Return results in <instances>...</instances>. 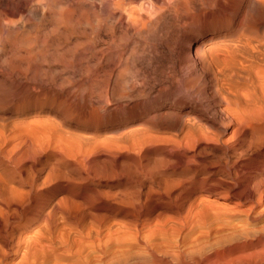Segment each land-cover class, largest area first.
<instances>
[{
	"label": "bare ground",
	"instance_id": "6f19581e",
	"mask_svg": "<svg viewBox=\"0 0 264 264\" xmlns=\"http://www.w3.org/2000/svg\"><path fill=\"white\" fill-rule=\"evenodd\" d=\"M161 1L0 0V89L32 102L0 119V155L65 170L54 204L0 191V264H264V0L200 37L204 4L166 0L167 21ZM196 80L205 105L182 109ZM200 194L249 207L209 214Z\"/></svg>",
	"mask_w": 264,
	"mask_h": 264
},
{
	"label": "rangeland",
	"instance_id": "374dc122",
	"mask_svg": "<svg viewBox=\"0 0 264 264\" xmlns=\"http://www.w3.org/2000/svg\"><path fill=\"white\" fill-rule=\"evenodd\" d=\"M208 1V2H207ZM166 2V3H165ZM161 1L159 4V8L161 10V13H166L168 15L167 21H169L171 18L169 17L170 14L168 13V2L165 0ZM173 2V0H172ZM193 7H194V13L197 14L199 8H201L202 4H204V8L207 11L208 17L204 21V23H195L193 25H190L187 27L188 35L192 36L196 34L197 37L198 33H207L211 34L212 32H218L221 34H227L228 32H231L233 30L232 25L234 22L238 19L236 18V14L240 12V7L245 4V0H192ZM207 3V4H206ZM254 17H257L256 14H253ZM177 25V24H176ZM179 25V24H178ZM180 27V25H179ZM182 27L178 28V30H182ZM210 29V30H209ZM204 31V32H203ZM181 34V33H180ZM179 34V35H180ZM33 38H36V35H32ZM200 37V35H198ZM188 42V41H187ZM176 46V45H175ZM176 56V51L174 53ZM42 70V67L40 68ZM38 69V71H40ZM34 70V69H33ZM56 72L60 73V69H56ZM70 71V70H68ZM176 76H177V83L182 84L183 79L190 77L188 75V72L183 67H177L176 68ZM195 87L193 89H190L193 93V96L191 98L187 97V88H181L178 89L177 96H182V109L187 108L190 105L193 104H203L205 105V101H203L198 95H197V89L202 87V82L197 81L194 82ZM38 85L36 84H28V89H30V94L34 91H36V88ZM9 91V90H8ZM5 90L0 89V119H5L8 121H12L16 119L20 111H23L26 107L30 106V103H28V100H25L26 96L24 92H22L20 89H12L11 92H8ZM199 98V99H198ZM31 101V100H30ZM167 105L168 103L163 102L162 107L164 105ZM54 107V106H53ZM31 109V106H30ZM47 109H49L47 107ZM32 110V109H31ZM48 115L51 117V119H54L56 122L63 124L64 121L66 122V115L65 112L62 110L55 109V107L52 110H48ZM32 117V115H31ZM64 127L67 128V126L64 124ZM114 133H107V136H114ZM163 135V134H162ZM169 135V134H168ZM163 135V136H168ZM230 137V134H228L224 140L228 139ZM121 154H118L117 157H120ZM218 153L210 152L207 155H203L197 158V160L202 159H208L207 161H216V158H214ZM21 155L15 156L14 154H4L0 155V163L4 164L5 168L12 172L11 175H4L2 176V180L0 182V191L1 194L6 193V196L9 193H14V198H17L19 201H25L27 204L31 202V200H34L35 198H38L39 200H42V196H45L47 200L50 201V204H54L61 196V192L54 193L51 188L55 185L62 184V180L60 178V174L62 172L64 173L65 170L59 169L56 173H53V176L48 177V172H50V168L47 164V162H42V158H36V159H21ZM119 159V158H118ZM37 160V161H35ZM117 160V158H116ZM118 161V160H117ZM15 171V175H14ZM41 171V173L39 172ZM70 171L72 176L76 178L75 172L73 170H67ZM93 171V172H92ZM81 172L84 176L94 175L95 173L98 175V171L95 172L94 170L90 169L89 167L83 166L81 167ZM176 173H180V169L176 170ZM56 174V175H55ZM0 175H3L0 171ZM14 177L16 179H14ZM31 177V178H30ZM45 177V178H44ZM20 178L22 181L20 182ZM126 182V181H124ZM5 184V185H4ZM111 192H117V183L111 182ZM11 189V190H10ZM20 190V191H19ZM133 188L129 190V192H133ZM31 192L30 196H24L26 193ZM19 194L20 196L19 198ZM24 196V197H23ZM205 196V197H204ZM197 197L201 199L207 210V213L213 214V213H220L222 215H238L237 210H244L249 207V205H241L237 200H223V198H219L217 196H207L205 194H200ZM24 198V199H23ZM0 201L2 204H0V208L4 209V202L2 201V198L0 197ZM12 211H14V206H11V209L9 213H6L5 211L3 213H0L2 217H12ZM13 218V217H12ZM10 227L14 230V223L12 222ZM2 226L0 227V229ZM30 231H35L34 228H32ZM12 259V258H11ZM19 260V258L16 260V262ZM11 261V260H9ZM11 263L14 264V257Z\"/></svg>",
	"mask_w": 264,
	"mask_h": 264
}]
</instances>
